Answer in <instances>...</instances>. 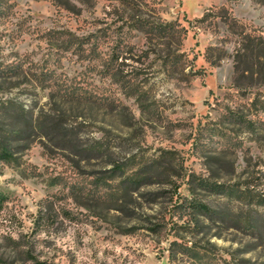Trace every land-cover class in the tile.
<instances>
[{
  "label": "rangeland",
  "instance_id": "1",
  "mask_svg": "<svg viewBox=\"0 0 264 264\" xmlns=\"http://www.w3.org/2000/svg\"><path fill=\"white\" fill-rule=\"evenodd\" d=\"M7 99L0 264H264V0H0Z\"/></svg>",
  "mask_w": 264,
  "mask_h": 264
},
{
  "label": "trees",
  "instance_id": "2",
  "mask_svg": "<svg viewBox=\"0 0 264 264\" xmlns=\"http://www.w3.org/2000/svg\"><path fill=\"white\" fill-rule=\"evenodd\" d=\"M160 25H163L161 26L162 30L166 33L179 30V27H176L171 21ZM1 74L5 73L1 72ZM0 102V159L7 162L13 160V152L15 149L13 141L15 139L27 141L35 135H41L52 140L61 138V127L53 119H43L40 114L36 115L33 109L26 108L23 104L11 99ZM99 150H101V147L95 145L86 154L90 156L92 152ZM148 173L146 171L143 175H140L139 183L142 182ZM246 190H241L240 194L246 195ZM193 206L202 213L213 212L206 203L198 202L193 204Z\"/></svg>",
  "mask_w": 264,
  "mask_h": 264
}]
</instances>
